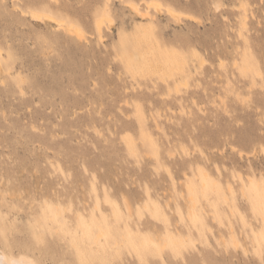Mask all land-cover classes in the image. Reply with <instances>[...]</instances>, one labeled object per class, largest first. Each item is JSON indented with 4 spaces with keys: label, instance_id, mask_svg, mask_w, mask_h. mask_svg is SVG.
Returning a JSON list of instances; mask_svg holds the SVG:
<instances>
[{
    "label": "rangeland",
    "instance_id": "1",
    "mask_svg": "<svg viewBox=\"0 0 264 264\" xmlns=\"http://www.w3.org/2000/svg\"><path fill=\"white\" fill-rule=\"evenodd\" d=\"M158 1L0 0V251L264 264V0Z\"/></svg>",
    "mask_w": 264,
    "mask_h": 264
},
{
    "label": "bare ground",
    "instance_id": "2",
    "mask_svg": "<svg viewBox=\"0 0 264 264\" xmlns=\"http://www.w3.org/2000/svg\"><path fill=\"white\" fill-rule=\"evenodd\" d=\"M147 6L149 8L150 7L153 8L152 10L155 9L157 11L158 10H161V8L164 7L163 4L160 1H158V0H151V2L147 4ZM105 7H106V5H105ZM132 7H133L132 9L135 10V11H137L138 13H140L143 18L144 17L151 16V12L148 11V9H147V12L142 13L141 10L136 5L133 4ZM167 10H168V12L172 16H176V14L178 13L173 8H168V6H167ZM29 12H30L31 16L34 17V19L35 18H38V19L39 18H42L41 20L47 19V20L56 22L57 25L60 26V27H63V29H65L64 31H67V33L69 32L70 34H73V35L75 34V35H77V37L84 36V34L82 33V30L80 28H78L77 26H75L72 23H68V22H66L64 20L58 19L54 15V13L52 12V10L49 9V8H45V9L40 10V11H31V10H29ZM24 14H26V13H24ZM107 20H110V17H109V9L108 8H106L105 10H103V13H102L101 18L98 19L97 22H96V30L98 31V33L100 34V36L102 35V32H103V28H104L103 27V24ZM60 30H61V28H60ZM260 195H262V194H260ZM261 199H262V201H264V194L262 195ZM52 221H54L55 223H57L56 224L57 226L59 225L60 228L57 227V228H59V231L60 230H63L64 227H63L62 222L61 221H57L56 217L53 216V215L51 216V222ZM54 227H55V225H54ZM55 231H57V230L55 229ZM101 232H102V230L100 228L97 229V230H94L92 228H89V229H85L83 231V240L85 242L84 243L85 244L84 251H86L88 249H93L94 248V245H98L99 243H101L100 238H99L101 236ZM58 233H60V232H58ZM115 244H117L116 241H115ZM99 249L102 250L101 248H99ZM86 254H87V256H89L88 253H86ZM95 256H97V254ZM0 264H37V263L34 262L31 258L26 257L24 255L13 256V255H7L5 252L0 251Z\"/></svg>",
    "mask_w": 264,
    "mask_h": 264
}]
</instances>
